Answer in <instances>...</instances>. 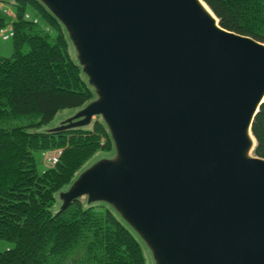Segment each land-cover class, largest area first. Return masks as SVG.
<instances>
[{
	"label": "water",
	"instance_id": "water-1",
	"mask_svg": "<svg viewBox=\"0 0 264 264\" xmlns=\"http://www.w3.org/2000/svg\"><path fill=\"white\" fill-rule=\"evenodd\" d=\"M37 1L96 95L48 131L99 116L114 144L60 192L61 210L83 198L109 205L155 264H264V159L252 133L264 43L222 28L203 0Z\"/></svg>",
	"mask_w": 264,
	"mask_h": 264
},
{
	"label": "trees",
	"instance_id": "trees-1",
	"mask_svg": "<svg viewBox=\"0 0 264 264\" xmlns=\"http://www.w3.org/2000/svg\"><path fill=\"white\" fill-rule=\"evenodd\" d=\"M203 1L222 28L264 43V0ZM12 8L14 17L0 10V30L11 27L14 48L0 56V239L15 246L0 253V264H64L75 251L83 254L78 264H147L145 244L109 205L80 199L56 208L60 192L114 144L103 120L90 129L30 131L96 95L48 9L37 0H14ZM20 117L31 122L11 124ZM252 133L264 159V103ZM52 150L61 152L57 164L40 172L36 152Z\"/></svg>",
	"mask_w": 264,
	"mask_h": 264
},
{
	"label": "rangeland",
	"instance_id": "rangeland-1",
	"mask_svg": "<svg viewBox=\"0 0 264 264\" xmlns=\"http://www.w3.org/2000/svg\"><path fill=\"white\" fill-rule=\"evenodd\" d=\"M13 5H14V0L0 1V10L5 11L10 17H14V13H13L14 11L12 8ZM31 17L32 16L30 14L26 15L27 19H30ZM35 21L37 22V20H35ZM11 38H12L11 36L8 39L0 38V56L6 57V58L12 57V55L14 53V48H13V42H12ZM71 53H72L73 58L77 61L76 53H75L73 46L71 47ZM76 112H77V110H75V109L63 110L60 113H58L56 118L50 123V125L48 127L42 128V129L32 128V129H30V131L44 132L45 130L55 128V127L59 126L62 121L74 116L76 114ZM11 121H13V123H11V124L22 126V125H27L28 123H30L31 119H29L27 117H20V118H17L15 120H11ZM98 121H102V118L99 116H97L93 120V123L91 126H89L87 128H83V129L92 128L93 125ZM58 151L59 150H52V151H47V152H43V153L36 152L35 156H36L37 166H38V169L40 172L44 171L45 169H50V168L54 167V166L50 165L49 157L54 155ZM46 154H48L47 157L45 156ZM251 154H253V152ZM113 156H114V151H113V153L106 152V151H98L92 157V159L88 162V164L86 165V168H88L89 166H91L92 164L97 162L98 160H101L103 158H111ZM81 200L85 201L87 199L83 198ZM61 203L62 202L60 201V198L58 195V203L56 205V208H59L61 206ZM14 246H15L14 243L7 241V240L0 239V253L14 248ZM144 249H145V253H146L147 264H155L153 259H152L150 252L148 251V249L145 246H144ZM82 256H83V254L81 252L75 251L72 255H70L65 260L64 264H78V262Z\"/></svg>",
	"mask_w": 264,
	"mask_h": 264
},
{
	"label": "built area",
	"instance_id": "built-area-1",
	"mask_svg": "<svg viewBox=\"0 0 264 264\" xmlns=\"http://www.w3.org/2000/svg\"><path fill=\"white\" fill-rule=\"evenodd\" d=\"M13 36V32L11 28H7V29H2L0 30V38H4V39H8L9 37ZM48 154H46L45 156L47 157ZM61 155V152L58 151L56 152L54 155L49 157V163L51 166H54L57 164L59 156Z\"/></svg>",
	"mask_w": 264,
	"mask_h": 264
}]
</instances>
